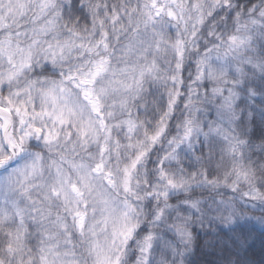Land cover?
Instances as JSON below:
<instances>
[{
    "label": "clouds",
    "instance_id": "clouds-1",
    "mask_svg": "<svg viewBox=\"0 0 264 264\" xmlns=\"http://www.w3.org/2000/svg\"><path fill=\"white\" fill-rule=\"evenodd\" d=\"M0 264H264V0H0Z\"/></svg>",
    "mask_w": 264,
    "mask_h": 264
}]
</instances>
